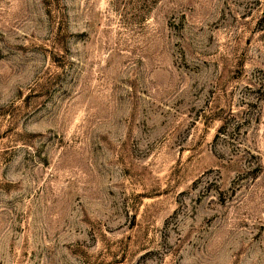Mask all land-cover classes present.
<instances>
[{"label":"rangeland","instance_id":"rangeland-1","mask_svg":"<svg viewBox=\"0 0 264 264\" xmlns=\"http://www.w3.org/2000/svg\"><path fill=\"white\" fill-rule=\"evenodd\" d=\"M0 264H264V0H0Z\"/></svg>","mask_w":264,"mask_h":264}]
</instances>
